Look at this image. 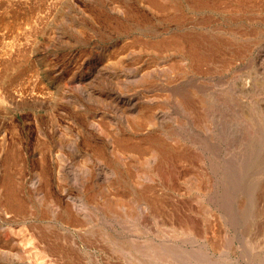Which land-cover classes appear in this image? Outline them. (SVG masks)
Instances as JSON below:
<instances>
[{"label": "rangeland", "instance_id": "374dc122", "mask_svg": "<svg viewBox=\"0 0 264 264\" xmlns=\"http://www.w3.org/2000/svg\"><path fill=\"white\" fill-rule=\"evenodd\" d=\"M228 1L215 10L193 0H0V180L9 173L27 204L5 209L0 181V264H65L39 232L79 264H133L118 252L131 238L161 250L145 264H264V0ZM197 34L224 43L204 44L211 56L198 65L158 48ZM5 61L24 63L4 73ZM151 136L197 156L175 162L170 184L137 177L156 163L145 151L118 149ZM199 175L211 184L201 193ZM142 188L161 199L165 231L130 221ZM184 217L199 237L175 231Z\"/></svg>", "mask_w": 264, "mask_h": 264}, {"label": "bare ground", "instance_id": "6f19581e", "mask_svg": "<svg viewBox=\"0 0 264 264\" xmlns=\"http://www.w3.org/2000/svg\"><path fill=\"white\" fill-rule=\"evenodd\" d=\"M27 1V0H26ZM30 1V0H29ZM191 1V0H190ZM217 1H218V5H219V0H193V2H195V7H198V8H203V7H209L211 9H215V7H217ZM227 2H229L228 0H226ZM231 1V0H230ZM244 0H237L235 1V5L237 8H240L239 6L243 3ZM225 2V1H224ZM251 2V1H250ZM253 2V1H252ZM189 3V2H188ZM230 3V2H229ZM257 3V2H256ZM156 4V3H155ZM169 4V3H168ZM221 4L222 3V0H221ZM220 4V5H221ZM225 4V3H224ZM228 4V3H227ZM170 5V4H169ZM168 5V6H169ZM192 5V4H190ZM226 5V4H225ZM224 5V6H225ZM234 5V6H235ZM254 5V4H253ZM13 6V5H12ZM176 6V5H174ZM227 6V5H226ZM243 6V5H242ZM219 7V6H218ZM222 7V6H221ZM228 7V6H227ZM231 7V6H230ZM7 8V7H6ZM17 8V7H16ZM165 8V7H164ZM177 9H183L182 7L180 8L179 7H176ZM189 8V7H188ZM223 8V7H222ZM226 8V7H225ZM242 8V7H241ZM262 8V7H261ZM23 9V8H21ZM25 9V8H24ZM190 9V8H189ZM196 9V8H194ZM205 9V8H204ZM227 9V8H226ZM229 9V8H228ZM4 10V9H3ZM184 10V9H183ZM192 10V9H190ZM208 10V9H207ZM223 10V9H222ZM225 10V9H224ZM233 10V9H232ZM244 10V9H243ZM6 11V10H5ZM30 11V10H29ZM28 11V12H29ZM172 11V10H171ZM176 11V10H175ZM181 11V10H180ZM178 10V12H180ZM200 11V10H199ZM226 11V10H225ZM240 11V10H239ZM177 12V11H176ZM196 12V11H195ZM244 12V11H243ZM6 13V12H5ZM23 13V12H22ZM254 13V12H253ZM252 13V14H253ZM15 14V13H14ZM176 14V13H175ZM186 14V13H185ZM184 14V16H185ZM5 15V14H4ZM177 15V14H176ZM241 15V14H240ZM15 16V15H14ZM12 16V17H14ZM1 17V16H0ZM17 17V16H16ZM19 17V16H18ZM23 17H24V14H23ZM175 17V16H174ZM173 17V18H174ZM176 19L178 20H182L184 19V17L180 14H178V18L177 16L175 17ZM208 18V17H207ZM249 18V17H248ZM13 19V18H12ZM244 19V18H243ZM175 20V19H174ZM180 20V21H181ZM186 20V19H185ZM177 21V20H176ZM183 21V20H182ZM249 21V20H248ZM3 22V21H2ZM6 22V21H5ZM185 22V21H184ZM4 23V22H3ZM12 23V22H11ZM29 23V22H28ZM27 23V24H28ZM139 23V22H138ZM177 23V22H176ZM179 23V22H178ZM201 23V22H200ZM203 23V22H202ZM8 25V24H7ZM10 25V24H9ZM17 25V24H16ZM20 25V24H19ZM18 26V25H17ZM16 27V26H14ZM27 27V26H26ZM25 27V28H26ZM122 27V26H121ZM7 28V26H6ZM10 28V27H9ZM126 29V28H125ZM28 30V29H26ZM226 30V29H225ZM224 30V31H225ZM234 30V29H233ZM214 33V32H213ZM21 34V33H20ZM180 34V33H179ZM203 35V34H202ZM206 36H208L206 34ZM170 37V36H169ZM167 39H169L167 37ZM165 41V40H164ZM218 41V40H217ZM246 43V42H245ZM204 44L207 46V49L209 48L210 51L211 50H214V49H218L220 48L224 43L223 42H216V41H212V42H208L207 39H201L200 36L197 34V37L196 36H187V37H180V36H176V37H171V39L165 41V42H162L161 44H158V48L159 47H164L165 49L170 47V46H173V47H177L181 50H185L186 53L188 54V58H190L192 61V64L193 65H198L199 63L203 62L204 60H206L208 57L211 56V54L209 53L210 51H204L205 49H203L204 47ZM152 45V44H151ZM205 46V47H206ZM224 47V46H223ZM237 48V47H236ZM206 49V50H207ZM221 49V48H220ZM29 50V49H27ZM159 50V49H158ZM162 50V49H161ZM168 50V49H167ZM225 50V48H224ZM7 51V50H6ZM169 51V50H168ZM172 51V50H171ZM9 52V50L7 51ZM12 52V51H10ZM27 52V51H26ZM25 52V53H26ZM164 52V51H163ZM167 52V51H166ZM173 52V51H172ZM175 52V51H174ZM178 52V51H177ZM13 53V52H12ZM18 53V52H17ZM21 54L23 52H20ZM19 53V54H20ZM28 53V52H27ZM179 53H182V52H179ZM222 54V53H221ZM7 55H10V54H7ZM5 55V56H7ZM12 55V54H11ZM237 55V54H236ZM4 56V54L2 55ZM22 56V55H21ZM185 56V55H184ZM187 56V55H186ZM213 56V55H212ZM15 57V56H14ZM25 57V56H24ZM23 57V58H24ZM5 58V57H4ZM8 58V57H7ZM10 58V57H9ZM102 58V57H101ZM187 58V57H186ZM13 59V58H11ZM15 59V58H14ZM182 59V58H181ZM210 59V58H209ZM212 59V57H211ZM18 60V59H17ZM178 60V59H177ZM24 61V60H23ZM208 61V60H207ZM6 62V61H5ZM11 64L8 63V61L6 62V64L3 66V68H6L4 73H7V71H9L10 69H13V67H15L16 71H19L20 67H22V63L24 62H13V61H9ZM219 62V61H218ZM4 64V63H3ZM205 64V63H204ZM192 65V66H193ZM28 67V66H26ZM197 67V66H196ZM8 69V70H7ZM26 69V68H25ZM12 71H15L14 69ZM15 73V72H14ZM19 73V72H18ZM264 74V73H263ZM16 75V74H15ZM19 75V74H18ZM6 76V75H5ZM4 76V77H5ZM12 76V75H11ZM14 76V75H13ZM25 76V75H24ZM10 80V78H8ZM12 79V78H11ZM14 79V78H13ZM7 80V79H6ZM1 81H3L1 79ZM10 84V83H9ZM14 84V82H13ZM16 84V83H15ZM14 89V87H13ZM7 91V90H6ZM1 93V92H0ZM4 95V94H3ZM2 95V96H3ZM5 96V95H4ZM182 96V95H181ZM6 97V96H5ZM9 96H7V99H8ZM0 98H1V94H0ZM14 99V97H13ZM180 100V99H179ZM0 102H2V100L0 99ZM181 103L183 106L186 107L187 111L188 112H191L192 113H196L197 112V108L195 109L193 107V103L192 101L188 98V97H185V98H181ZM254 104V103H253ZM5 105V104H4ZM1 109V108H0ZM138 110V109H137ZM233 110V109H232ZM231 110V111H232ZM234 112V111H233ZM238 112V111H236ZM0 113H2V110H0ZM199 113V111H198ZM197 114V113H196ZM200 115V114H199ZM199 115H195L194 117H200V118H203L202 116H199ZM241 115V113H240ZM262 115V114H261ZM239 116V115H238ZM263 116V115H262ZM242 117V116H240ZM258 117V116H257ZM260 118V117H259ZM139 119V118H138ZM198 120V119H197ZM200 120V119H199ZM259 120V119H258ZM204 122L206 120H203ZM260 121V120H259ZM136 122V121H135ZM143 122V121H142ZM141 123V122H139ZM203 123V122H202ZM207 123V121H206ZM261 123V122H260ZM254 125V124H253ZM255 126V125H254ZM256 127V126H255ZM258 128V127H256ZM256 130V129H255ZM3 133V132H2ZM240 133V132H239ZM256 135V134H255ZM258 136V135H257ZM125 137V136H124ZM128 137V136H127ZM122 138V137H121ZM130 138V137H129ZM129 138H122V139H119L118 140V149L120 152L124 153V152H143L145 151L146 154L148 155V158L149 159H153L154 161H156V163L151 166V169L149 171H143V165L141 163L140 165V169L138 168L136 171L138 173L137 177L140 175V178L143 180L144 176L147 175L148 177H152V178H155L157 179L160 183H165V184H170L171 182H173L177 175V170L175 168V164L177 165V163L175 162H180V160L183 162L184 160L183 159H190V158H193V159H196L197 156L193 155V154H187L186 151H176L175 149L169 147L165 142L162 141V139L160 138H151L148 137L145 139H129ZM7 164L8 163H11L14 161V156L13 154L9 155L8 158H7ZM191 161V160H190ZM4 163V162H3ZM2 163V164H3ZM8 168V166H7ZM128 171V170H127ZM45 172H43V177L45 179ZM127 173V172H126ZM9 173L5 174V175H1V185L3 186V194H2V199L4 201V204H5V209H8V210H11V211H14V210H17V209H24L25 205L26 204V200H22L18 194L19 192V188L18 186L14 183V181L12 180V178L10 177V175H8ZM135 174V172H134ZM129 175V174H127ZM130 176V175H129ZM133 176V175H132ZM136 175H134V178H135ZM138 179V178H137ZM211 179V178H209ZM213 179V178H212ZM131 180V179H130ZM132 181H133V178H132ZM135 181V180H134ZM138 184V182H136ZM211 183H212V180H211ZM135 184V182H134ZM133 185V184H132ZM140 185V184H139ZM138 185V186H139ZM207 185V188L209 189V186L211 184L208 185V181H207V178L205 176H202V175H199V178H198V183L197 184H194L193 188L198 192V193H201L204 189V186ZM138 186H135L138 187ZM46 187V188H45ZM133 188V187H132ZM211 188V186H210ZM47 189L48 187L45 185L44 186V191L47 193ZM113 190V189H112ZM116 190V189H115ZM108 191V190H107ZM132 191V190H131ZM139 191V189H138ZM121 192V191H120ZM148 191L144 188H142V191L141 193H137V201H135L138 205V208H140V210L142 211V214L141 215H134L132 213H129V219L130 221H136L137 222V225L140 223L142 225V222L145 223V225H156V231L155 232H162V231H165L167 229V226H165L164 224H161L159 221V218L158 217V214L162 211V206L164 207L161 199H157V198H154L151 194H148L147 193ZM50 193V192H49ZM109 193V192H108ZM111 193V192H110ZM114 193V192H112ZM117 194V193H116ZM139 194V196H138ZM146 194V195H145ZM110 195V194H109ZM119 195V194H118ZM149 195V196H148ZM48 198L50 197L49 194H47ZM115 196V195H114ZM135 196V195H134ZM117 197V196H116ZM119 197V196H118ZM122 197V196H121ZM120 197V199H121ZM25 198V197H24ZM126 198V197H125ZM119 199V198H118ZM124 199V197H123ZM2 202V201H0ZM117 203V202H116ZM128 203V202H127ZM134 203V202H132ZM121 204V203H120ZM125 204V203H124ZM131 204V203H130ZM135 204V203H134ZM1 205V204H0ZM117 205V204H116ZM3 205H1L2 207ZM109 206L107 207V209H109ZM134 206V205H133ZM27 207V206H26ZM25 207V208H26ZM128 207V206H127ZM144 207V208H143ZM120 208V207H119ZM132 208V207H131ZM128 209V208H127ZM136 209V208H135ZM139 210V209H138ZM144 210V212H143ZM46 212V211H45ZM129 212V211H128ZM132 212V211H131ZM147 212L148 213V216H145V218L143 220H141L143 218V215L144 213ZM141 213V212H140ZM138 214V213H137ZM63 219H65L66 221L70 222V223H73L76 221H74V217L73 215H71V213L65 211L63 212V215H62ZM146 219L150 222H147ZM138 220V221H137ZM159 220V221H158ZM77 222V221H76ZM30 224V223H29ZM77 224V223H76ZM136 225V224H135ZM33 227V226H32ZM141 227V226H139ZM175 227V231H180L181 233L183 234H186V235H189V236H194V237H199L200 234L198 233V229L196 228V223L191 220L190 218H178L177 220V223H176V226ZM136 228V227H135ZM142 228H144L142 226ZM35 229V228H34ZM43 230V229H42ZM45 230V229H44ZM137 230H141V229H137ZM18 232V231H17ZM33 232V231H32ZM14 234V233H13ZM18 234V233H17ZM51 234V233H49ZM49 234H42L41 232H39V238L40 240L41 239H44L46 240L47 242H49L48 244H50V248L48 249H51L53 252H55L60 258L59 259H64L65 260V264H79V260L77 259L78 257L77 256H73L72 254V251L70 250L71 248L67 249V248H62V245L59 247H55L54 245L56 243H53L54 241L52 240H49V239H52L51 236ZM52 235V234H51ZM95 235V234H94ZM25 236V235H24ZM28 236V234H27ZM33 236V235H32ZM53 236V235H52ZM110 241L113 243L115 240H119L117 239L115 236H112L110 235ZM26 237V236H25ZM55 237V236H54ZM53 237V238H54ZM26 239V238H25ZM56 239V238H55ZM58 239V237H57ZM30 240V239H29ZM43 240V242H44ZM88 240H90L88 238ZM131 242H129V244L126 243V249H122V248H118V252L119 253H125V254H129V256L133 259H136V261H134L133 264H145L144 263V259H143V256H146L148 255L149 253H156L157 256H160L161 255V250L157 247V246H152V244L150 243V241L146 242V244H140L138 245L137 242L138 240L134 241V239L132 240V238L130 239ZM58 241V240H57ZM120 241V240H119ZM88 242V241H87ZM123 242V241H122ZM136 242V243H135ZM141 242V241H140ZM41 243V242H40ZM144 243V242H142ZM29 244V243H28ZM32 244V243H31ZM36 245V244H35ZM114 247L115 245L112 244ZM52 246V248H51ZM54 246V247H53ZM121 246V245H120ZM46 247V246H45ZM67 247V246H66ZM56 249V250H55ZM116 249V247H115ZM36 250V249H35ZM51 252V251H50ZM133 252V253H132ZM133 255H132V254ZM138 253V254H137ZM167 253L169 255L170 258H173L174 254L171 253V250H167ZM35 254V252H34ZM53 254V253H52ZM37 256V255H36ZM71 256V258L69 259L68 257ZM134 256V257H133ZM42 257V256H41ZM45 257V256H44ZM37 258V257H36ZM138 258V259H137ZM45 259V258H44ZM40 260H43L40 258ZM44 263V262H43ZM129 264V263H128Z\"/></svg>", "mask_w": 264, "mask_h": 264}]
</instances>
